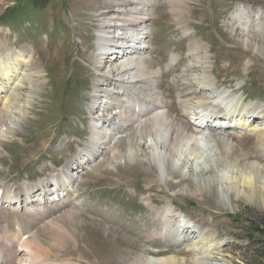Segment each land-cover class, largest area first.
Returning <instances> with one entry per match:
<instances>
[{"label": "rangeland", "instance_id": "obj_1", "mask_svg": "<svg viewBox=\"0 0 264 264\" xmlns=\"http://www.w3.org/2000/svg\"><path fill=\"white\" fill-rule=\"evenodd\" d=\"M121 2L0 0V49L19 54L16 78L0 92V112L11 113L9 117L16 121L1 139L0 186L48 184L80 154L78 148L85 149L84 142L89 145L93 130L87 108L97 77L92 55L96 54L98 30L113 18L123 24L110 25L121 28L126 23L115 10L121 9L130 19L129 12L142 4L141 0L138 5L133 0ZM143 3L151 10L147 75L161 74L157 89L162 91L167 110L174 117L185 114L193 122L191 112L210 106L209 99L215 95L198 83L195 60L196 55L207 57L213 68L211 80L231 96L227 107L239 113L227 123L231 129L226 135L248 132V137L236 142L248 159L230 158L229 150L225 156L213 149L199 160V171L193 175L161 181L153 165L141 157H125L129 143L123 132L113 129L114 139L119 140L102 148L93 163L78 166L69 194H59L63 198L40 215L22 211L24 233L42 247L43 261L58 264L68 260V264H133L140 257L148 261L169 256L186 262L197 258L192 264H264V192L260 190L264 155L249 156L258 142L255 132L264 127V121L241 117L250 109L264 108V0ZM239 5L249 9L251 21L260 14L261 20L254 21L259 25L252 27L255 47L248 50L241 45L237 22L232 19ZM195 44L199 55L190 52ZM172 56L174 61H170ZM37 69L40 79L33 74ZM5 98L11 105L6 110ZM1 131L3 136L6 127ZM248 165L258 166L263 175L252 172L256 181L245 184L239 173L243 168V173H249ZM261 176L263 180L258 181ZM170 204H174L172 214L190 221L196 233H186L184 240L176 241L175 233L163 231L159 215ZM3 216L7 223L12 221L10 211ZM170 221V228L180 223ZM48 223L67 234H55ZM202 240L204 247L198 245ZM15 245L5 250L0 244V264L18 263Z\"/></svg>", "mask_w": 264, "mask_h": 264}, {"label": "bare ground", "instance_id": "obj_2", "mask_svg": "<svg viewBox=\"0 0 264 264\" xmlns=\"http://www.w3.org/2000/svg\"><path fill=\"white\" fill-rule=\"evenodd\" d=\"M119 1L117 0V2ZM121 1L123 3L125 0ZM141 1L140 8H134L132 12H129L131 14L130 19L125 18L128 14L124 13L121 9L115 10L114 13L117 16L123 17L121 19H123L126 25L121 28L110 25L123 24L120 21L116 22V19L113 18L103 22L101 29L99 28L100 31L98 30V37H96L95 41V45L97 44L96 50L93 52L96 54L92 55L93 59L91 58L97 77L92 84L93 92L91 94L93 95L91 97L93 101L89 108H87L91 114V129L93 130L92 137H90L91 141L90 143L88 142L89 145L86 147L85 144L87 142H84L85 149H79L80 154L72 157L69 165L61 170L63 173L59 177L51 179L52 181H49L48 184L40 182L32 186L29 182H24L23 185L12 189L0 186V190L2 191L0 194V211L3 212L1 213L2 215L0 214V220L5 219L2 223L0 222V235H7V241L10 243L15 242V246L18 249L17 264H58L57 262L51 263V261H46L49 260L45 259L46 257H44V261L42 260V256L45 255L44 250L36 244L32 235L24 233L20 214L23 211L30 216L40 215L48 205H52L56 203V200L60 201L63 198L59 194H69V188L75 183V179L77 178V168L93 163L97 158V154L101 156L99 151L103 150L102 148L106 149L107 146L113 145L114 141L119 140L114 139V134H112L113 129L120 130L121 132L119 133L123 132L129 143L128 152L125 157L132 160H137L141 157L158 170L161 181L169 179L175 181V179H183L185 176L193 175L200 168L199 160L205 154L209 152L213 153V149L218 150L221 155H224L229 150L231 152L230 158L246 157L248 159V156L244 155L243 151L236 145L238 144L236 142H241L248 137L247 131L244 135L240 136H233V134L226 135L227 130L231 129L230 126L227 130L225 128H217L214 123L209 121L210 119H202L199 116L197 117L198 113L192 112L193 124L185 114L174 117L167 110L162 91L158 90L159 88L157 89L161 74L157 75L156 73L155 77L147 75L149 68L145 55L148 52V48H151L148 41L150 36L148 19L151 16V10L149 9V5H143L145 0ZM133 2L138 5V0H133ZM116 6L122 8L124 5L120 6L116 4ZM232 19L237 22V29L241 35L240 37H242L240 41L241 45L247 50L255 47V43L252 40V27L253 25H259V23H254V21L261 20L260 14L253 16V20L251 21L249 9L244 5H239L236 7ZM119 43L124 44L122 45V49L120 46L116 47L115 53L105 57V51L115 47ZM198 51V44L190 46L191 53L199 55ZM97 52L102 53H98L99 56ZM18 55L17 53L14 55L12 52L1 51L0 49V92H4L3 89L8 87L10 80L13 81L16 78L15 75L18 72L16 70L19 67L16 64ZM174 60L175 57L172 56L170 61ZM195 60L198 62V73L196 75L198 83L203 88L207 87V89L205 88L206 90H202L210 92L212 96L215 95L214 99H209L210 106L205 109L217 111L223 106V102L230 100L231 96L227 91L218 90L217 85L211 80L210 76L213 74V68L209 59L196 55ZM37 68L39 69V67ZM38 69L33 74L40 79V70ZM195 72H197L196 69ZM10 95L14 98L17 97V95L12 93ZM7 98H5L6 101L3 105L4 110L11 106L7 104ZM256 110L260 112L257 113ZM229 112L235 113L232 109ZM6 114L8 117L5 116ZM10 115L11 113L8 112H0V144L1 139L12 130L11 125H14L13 123L16 122L11 118L12 116L9 117ZM244 115H248L247 118L250 117L252 119L263 118L264 121V108L250 109L246 114L241 115L243 119L246 118ZM222 122V126L224 127L227 122L223 120ZM230 122H233V120ZM230 122H228L229 125ZM2 127H6V132L3 133V136L1 135ZM262 130H264V127L259 129V131L255 130V134H259L258 142L252 148L249 156L264 155ZM233 140L235 142L232 143ZM92 151H95L94 156L91 155ZM228 165L230 164L228 163ZM248 167H250L249 173H243L244 168L239 173L245 184L256 181V177L251 175L252 172L263 175L258 166L248 165ZM261 179L263 180L262 176L258 178V181ZM261 182L262 189L260 188V190L264 192V181ZM30 201L31 204L29 205ZM151 204L152 202L150 201ZM171 204L165 206L159 215L163 221L162 229L164 232L167 231L169 235L170 233H175L173 228H170V214L173 211V205L171 206ZM8 211L12 214V221L9 223H7L6 218L3 216ZM182 225L185 228L187 225H190V222H182ZM46 226L55 232V234L56 232H60V234L63 232L64 236L67 234L66 230L55 227L54 223H48ZM198 245H203L204 247L205 243L202 240ZM195 252H197V256L201 254L198 253V248ZM195 259L197 258H192L186 262L183 259L175 258V256H169L163 259L151 257L147 261L143 257H140L133 264H192ZM65 262L63 263H71L69 260Z\"/></svg>", "mask_w": 264, "mask_h": 264}]
</instances>
